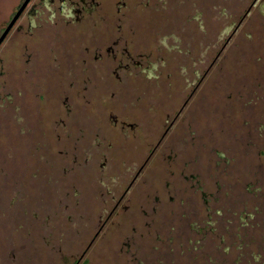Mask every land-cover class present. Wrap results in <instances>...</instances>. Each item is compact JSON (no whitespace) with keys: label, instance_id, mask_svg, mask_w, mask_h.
Segmentation results:
<instances>
[{"label":"rangeland","instance_id":"374dc122","mask_svg":"<svg viewBox=\"0 0 264 264\" xmlns=\"http://www.w3.org/2000/svg\"><path fill=\"white\" fill-rule=\"evenodd\" d=\"M227 31L213 65L201 32L187 48L180 31L181 52L160 53L158 79L134 65L122 73L126 88L106 101L130 116L122 140L100 123L107 119L101 94L84 95L92 83L78 77L82 90L62 93L58 104H74L76 122L48 128L55 117L46 121L41 144L52 168L44 173L8 174L38 142L21 136L23 99L22 110L0 111V264H264V0L235 34ZM195 70L208 72L194 90ZM40 82L33 79L31 98ZM94 124H108L113 138L96 142ZM85 130L96 137L82 140ZM83 150L95 153L79 165ZM36 241L62 251L43 256Z\"/></svg>","mask_w":264,"mask_h":264},{"label":"flooded vegetation","instance_id":"af4514ba","mask_svg":"<svg viewBox=\"0 0 264 264\" xmlns=\"http://www.w3.org/2000/svg\"><path fill=\"white\" fill-rule=\"evenodd\" d=\"M258 2L259 0H251L246 8L248 0H0V111H8L13 107L22 110L24 104L19 100L23 99L28 108L18 118L24 127L21 136L27 143L38 142L36 151L35 148L33 150L34 154L27 147L26 156H23L18 165L10 168L8 174L13 178V175H23L26 170L35 168L37 173L40 170L44 173L47 166L52 168L50 164L46 166L45 144H41L45 143L46 121L53 120L54 117L56 119L48 127L63 122L67 126V120L73 122L74 119V123L76 122L74 111L77 109L73 107L74 104L62 108L58 104L62 93L74 95L81 89L82 80L78 81L79 87L76 85L78 77L92 83L86 87L88 90L83 89L84 95H91L96 90L97 94H101L100 100L106 107L109 105L106 103L108 94L113 95L126 88L122 73H127L131 66L140 68V73L146 72L150 77L158 79L159 74L155 72L157 63L161 62L162 66L166 64L160 53L163 50L168 53L181 52L178 46L184 38L174 36L180 31L185 32L184 42L187 48L195 42L197 34L194 31L201 32L199 41H204L203 46L209 42L208 48L214 56L211 62L213 65L230 39L218 48L222 35L229 29L235 34ZM170 8L173 11L169 13ZM220 9L225 13L217 14ZM243 10L245 12L241 14ZM46 52L51 56L49 62ZM199 60L203 62L204 59ZM194 72L197 81H192L189 85L195 84V90L208 71ZM186 74L184 70L182 76L185 77ZM167 76L171 77L172 74L168 73ZM35 77L41 82L36 83V96L31 98L29 89ZM94 79H97L96 86H93ZM91 98L88 96L89 100ZM117 105L126 111L125 106H120V103ZM105 109L107 119L100 123L107 121L120 139L125 137V125L133 127L126 120L130 116L115 114L114 109L107 107ZM46 110L49 111L47 120ZM63 115L66 120L62 118ZM101 124H94L95 133L96 128H100L97 129L96 138L93 137L95 134L91 135L92 132L89 134L85 130L80 136L82 140H88L90 136L96 142L100 141L98 136L107 138V141L113 138L109 134L108 124ZM34 125L42 128L36 131ZM91 126H86L85 129H91ZM57 137V142H60L59 136ZM94 153L83 150V160L79 165L88 162ZM52 163L56 165V162ZM95 182L104 185L97 178ZM49 203L55 204L53 200H49ZM21 219L22 223L26 222L25 218ZM24 231L18 230L20 235ZM35 245L38 250H43V256L56 255L62 251V247L51 246L48 241H36ZM43 263L50 264L48 259Z\"/></svg>","mask_w":264,"mask_h":264},{"label":"trees","instance_id":"16d2710c","mask_svg":"<svg viewBox=\"0 0 264 264\" xmlns=\"http://www.w3.org/2000/svg\"><path fill=\"white\" fill-rule=\"evenodd\" d=\"M106 106V105H105ZM49 126V125H48ZM47 127V126H46ZM49 128V127H48Z\"/></svg>","mask_w":264,"mask_h":264}]
</instances>
